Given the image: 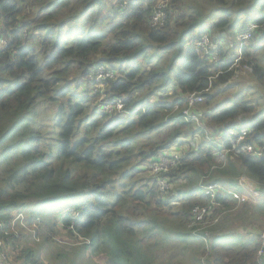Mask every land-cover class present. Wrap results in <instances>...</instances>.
<instances>
[{"label": "trees", "instance_id": "16d2710c", "mask_svg": "<svg viewBox=\"0 0 264 264\" xmlns=\"http://www.w3.org/2000/svg\"><path fill=\"white\" fill-rule=\"evenodd\" d=\"M159 1L0 0V41L7 40L0 44V236L8 263L56 264L43 261L28 245L21 249V232L10 225L15 213L26 215L27 222L40 217L31 233L49 240L52 232L43 234L42 222L47 209L54 213L60 205L54 225L69 237L87 240L80 242L94 253L103 251L107 264H135L161 240L160 232L188 241L192 229L198 234L213 230L237 206L218 193L221 208L190 226L192 207L210 203L200 184L218 183L242 193L236 182L245 176L264 190V112L244 122L255 110L245 95L200 114L211 136L214 128L247 125L248 141L260 147L255 154L217 160L215 145L187 139L186 133L203 129L180 116L188 95L201 93L207 106L214 88L225 89L222 85L235 71L230 68L235 34L252 21L256 28L240 49V63L264 83V0H166L158 8ZM158 10L165 19L152 25ZM203 34L227 62L216 64L200 54L195 43ZM99 64L116 72L106 94L121 97L128 114L96 110L97 97L84 82ZM71 75L82 87L80 95L70 89ZM44 104L53 111L49 126L37 118ZM135 106L143 110L132 112ZM167 128L166 137H154ZM177 145L183 153L163 175L171 187L164 200L154 175L142 177L140 167H147L158 151ZM253 207L263 212L261 205ZM260 243L257 235L233 247L213 236L207 264H264L257 255Z\"/></svg>", "mask_w": 264, "mask_h": 264}, {"label": "rangeland", "instance_id": "374dc122", "mask_svg": "<svg viewBox=\"0 0 264 264\" xmlns=\"http://www.w3.org/2000/svg\"><path fill=\"white\" fill-rule=\"evenodd\" d=\"M157 2L158 0H155V3ZM210 11L211 9L209 8L207 12ZM216 13L219 15V17L221 16L220 11H217ZM102 14H104L103 15L104 17H107L109 15L105 9L102 10ZM252 37L253 34L251 38ZM3 40L5 43H7L5 37L3 38ZM2 42L3 41H0V44L4 46V43ZM235 47H236V42H235ZM155 61L156 59H153L152 62ZM142 64L143 65L146 64L145 59L142 60ZM176 66L177 67L179 66L178 62L176 63ZM73 79H74V75H71L68 81L70 89L76 94L80 95L82 91V87L80 85L75 86ZM85 83L86 81L84 82V84ZM213 92L216 93H213V96L207 103V106L205 102L206 100H204L201 104H197L194 108L200 119L202 118L200 111L205 114L207 110L221 103H225L226 101H231L233 97L237 94L245 95L247 99L251 101L252 104L255 106L254 112L245 116L244 119L245 121L250 123L259 114L264 112V83L257 80L251 74V70L238 73V75L235 76V79L231 80V82L227 84L224 90L214 88ZM90 103L91 101H89L88 103L89 107H90ZM44 105L45 106H41L37 108V118L40 121V123L49 126V124H51L52 122L50 117L53 116V111L51 106L46 104ZM49 129L50 128H46L45 130H49ZM212 130H215L218 135L221 133V130H219V128H214ZM168 132L169 129L167 128L165 132L160 131L158 135L155 133L154 137H156V139H158L157 137L159 138L166 137L168 135ZM207 135L211 139H214V136H211V134L208 131H207ZM185 136L187 137L188 140H190L193 143H205V142L212 143L204 139L205 134L202 130L199 131L196 129L194 134L186 133ZM148 138H149L148 136H144L141 139V141L146 142ZM217 160L222 161L223 159L218 158ZM140 168L143 170L142 177L149 178L150 175L149 172L147 171V167L143 165ZM151 182L152 181L148 179V183ZM236 185L238 186L237 182ZM170 189L171 187H169L167 191L164 193L158 190V194L162 195L163 197L166 196L164 200H167L168 195L166 194H168ZM254 204L261 205L262 208H264V190L262 191L261 198L253 199L250 197L245 203H243V205H239V206L237 205L231 211L226 212L225 213L226 216L224 217L223 221L219 225L214 227L213 230H206L204 231V233L198 234L196 233L197 230L190 229L191 230L190 234L188 233V235H186L188 241L179 239L177 236L168 237L167 233L164 234L163 232H160L159 235L161 237V240H159L156 245H154L153 243L154 241H150V243L155 247L148 249L145 259H141L140 261L144 262L145 264H199V263L207 264L208 253H209L207 248H208L209 240H211L213 236L218 237L220 240L223 241L225 245L235 247L237 241L241 239L240 237H235V232H234L236 230L234 228L235 225L239 226L244 220H250L255 222V225L260 224L259 226H261V228L264 229V209L263 212L260 214L256 211V208L253 207ZM59 209H60V205L54 208L55 211L54 213H50L47 209L46 215L44 216L42 222L43 234H48L52 232V238L49 240H46L45 238L43 239L40 238L38 234L34 238V236L31 233L32 230L37 229V224L38 222H40V217L38 218L39 220L36 219L38 221L34 220L32 222H27V217L26 215L23 214L24 220L22 222L18 220L17 223L19 224H15L13 226L14 231L21 232L19 234V237H21L19 243L21 249H23L24 246L28 245L36 250V254L43 261L52 262L56 264H107L106 256L103 251H98L96 253L92 252V250L89 247H85V244L80 242L82 239L69 237L66 234V232L60 228V226L58 227L54 225L55 221L57 220L56 219L57 215L61 213ZM151 209L158 210L154 206V204H152ZM161 209L163 211H166L168 210V207L165 206L164 208ZM17 214L18 213H15L13 216H16ZM11 224L12 221L10 225ZM17 225L24 226V228L20 226L22 229L20 230L19 228L16 227ZM186 228H192V227L187 225ZM7 233L8 230L4 231V235H6ZM247 238L256 239V235L252 233L251 236ZM85 243L87 244L88 241L86 240ZM0 262L2 261L0 260ZM139 262L135 264H139Z\"/></svg>", "mask_w": 264, "mask_h": 264}, {"label": "built area", "instance_id": "2783aa9c", "mask_svg": "<svg viewBox=\"0 0 264 264\" xmlns=\"http://www.w3.org/2000/svg\"><path fill=\"white\" fill-rule=\"evenodd\" d=\"M167 3L166 0L159 1L157 7L161 8ZM165 19V15L161 11H156V13L151 17L152 25L162 24ZM254 28L256 24L252 22L246 23V26L243 30L236 32L235 41H236V56L231 61L230 68H233L235 71L230 79L225 82L222 86L226 87L228 82L235 79V76L240 72L250 71L251 68L248 64H241V54L240 49L243 46H246L248 41L251 39ZM4 43V46L7 43L4 42L3 38L1 39ZM200 54L206 56L208 59L212 60L216 64H221L227 62V59L215 51L214 46L211 43L210 37L208 34H203L195 43ZM115 71L111 69L108 65L99 64L94 65L90 68L88 73L85 76V81L88 85V90L92 95H96L97 100L95 103L96 110L107 113V114H128L126 108V102L119 96H108L106 94L107 82L108 80L114 79ZM219 72L215 73L212 78H216ZM205 91H209V88H206ZM188 106L181 111V117L189 122L194 123L199 128L203 129V121L198 117L197 112L194 110L197 104H200L203 100L201 93H193L187 96ZM138 110H143L141 106H135L132 108V112H137ZM238 120L241 121V116L238 117ZM244 121V120H242ZM248 123L247 121H244ZM221 133L218 135L217 132L214 136V139H211L207 135L206 129H203L205 134L204 139L212 142L213 145V156L217 158L224 159L228 154H238L241 152L247 153H258L260 152V147L255 146L250 143L249 140V129L247 125L238 126L234 128L226 129L222 126L219 127ZM183 153V148L180 145H177L169 150L158 151L156 155L148 161L147 171L149 174L154 175L157 188L160 192H166L170 187V182L163 175L173 169L180 158V155ZM238 186L242 193L237 191L229 190L218 183H202L200 184L203 194L208 196L210 203L206 206H194L190 211L191 216V225L202 221L210 211H213L215 207L221 208V204L215 201L216 196L219 194L223 195V198L234 201L237 205L245 203L248 198L257 199L262 196V186L256 180L242 176L238 179ZM220 196V195H219ZM18 220L21 222L24 220L23 213H18L12 218L11 227H13ZM19 224V223H18ZM21 226V225H20ZM24 227V226H22ZM4 224L0 220V230H3ZM33 232V230H32ZM261 247L257 252L259 257V263L264 262V229L260 228L257 233ZM4 242L0 236V260L8 263L5 253L3 252Z\"/></svg>", "mask_w": 264, "mask_h": 264}, {"label": "crops", "instance_id": "0c3cea01", "mask_svg": "<svg viewBox=\"0 0 264 264\" xmlns=\"http://www.w3.org/2000/svg\"><path fill=\"white\" fill-rule=\"evenodd\" d=\"M259 225L260 224L255 225V222L250 221V220H244L241 223V225H239V226L235 225L234 226V228L236 229L234 231L235 232V237H240L241 238L239 241L236 240L237 241L236 245L240 244V242L243 239H247V237L251 236L252 233H254L257 236V233H258L259 229L261 228V226H259Z\"/></svg>", "mask_w": 264, "mask_h": 264}]
</instances>
